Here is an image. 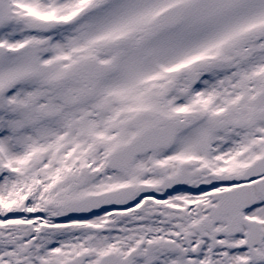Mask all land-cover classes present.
I'll list each match as a JSON object with an SVG mask.
<instances>
[{
    "label": "snow or ice",
    "instance_id": "snow-or-ice-1",
    "mask_svg": "<svg viewBox=\"0 0 264 264\" xmlns=\"http://www.w3.org/2000/svg\"><path fill=\"white\" fill-rule=\"evenodd\" d=\"M0 264H264V0H0Z\"/></svg>",
    "mask_w": 264,
    "mask_h": 264
}]
</instances>
